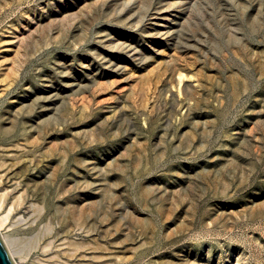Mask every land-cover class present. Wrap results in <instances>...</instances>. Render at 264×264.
I'll list each match as a JSON object with an SVG mask.
<instances>
[{"label": "rangeland", "instance_id": "obj_1", "mask_svg": "<svg viewBox=\"0 0 264 264\" xmlns=\"http://www.w3.org/2000/svg\"><path fill=\"white\" fill-rule=\"evenodd\" d=\"M0 205L14 264H61L38 228L68 264H264V0H0Z\"/></svg>", "mask_w": 264, "mask_h": 264}, {"label": "bare ground", "instance_id": "obj_2", "mask_svg": "<svg viewBox=\"0 0 264 264\" xmlns=\"http://www.w3.org/2000/svg\"><path fill=\"white\" fill-rule=\"evenodd\" d=\"M31 206V205H30ZM5 209L2 205H0V232L6 231L7 233L3 235V239L6 245L12 249L13 245H16L15 240L10 237L9 228L10 222L8 214H5ZM21 217H26L29 214V209L25 206L20 208ZM34 225L38 226V219L34 221ZM43 229L38 228V234L41 238L40 242L37 243L36 248H40L47 256H50L52 261H56L61 264H68L66 261L65 255L68 250V236L59 237L57 235H53V233L49 235H42Z\"/></svg>", "mask_w": 264, "mask_h": 264}, {"label": "water", "instance_id": "obj_3", "mask_svg": "<svg viewBox=\"0 0 264 264\" xmlns=\"http://www.w3.org/2000/svg\"><path fill=\"white\" fill-rule=\"evenodd\" d=\"M0 264H14L1 237H0Z\"/></svg>", "mask_w": 264, "mask_h": 264}]
</instances>
